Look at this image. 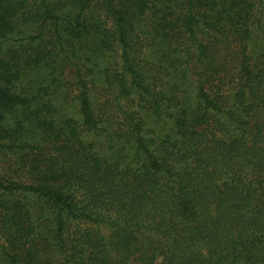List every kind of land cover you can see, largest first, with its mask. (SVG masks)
I'll list each match as a JSON object with an SVG mask.
<instances>
[{
  "label": "trees",
  "instance_id": "16d2710c",
  "mask_svg": "<svg viewBox=\"0 0 264 264\" xmlns=\"http://www.w3.org/2000/svg\"><path fill=\"white\" fill-rule=\"evenodd\" d=\"M0 264H264V0H0Z\"/></svg>",
  "mask_w": 264,
  "mask_h": 264
}]
</instances>
